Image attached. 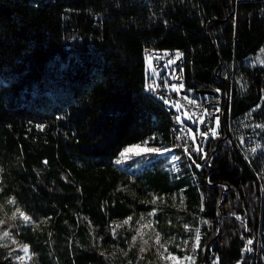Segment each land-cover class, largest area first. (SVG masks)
Segmentation results:
<instances>
[{"label":"trees","instance_id":"obj_1","mask_svg":"<svg viewBox=\"0 0 264 264\" xmlns=\"http://www.w3.org/2000/svg\"><path fill=\"white\" fill-rule=\"evenodd\" d=\"M146 47L179 54L193 98L222 90L200 153L176 146ZM263 50L264 0H0V264L20 243L30 264H165L140 225L154 208L192 264H246L253 239L264 264Z\"/></svg>","mask_w":264,"mask_h":264},{"label":"rangeland","instance_id":"obj_2","mask_svg":"<svg viewBox=\"0 0 264 264\" xmlns=\"http://www.w3.org/2000/svg\"><path fill=\"white\" fill-rule=\"evenodd\" d=\"M264 54V50L261 51V53L258 54V59H260ZM179 54L176 56H173L170 58L164 65L158 67L155 62L153 57L151 56H146V74L149 76V79L152 84H157L162 88H166L169 90H172L174 92H180V90L185 89L186 92L183 94L185 97L188 99H193L194 96H197L194 94V90L190 87H187L184 83L182 82H177L175 81V77L177 74V66H174V62L177 60ZM164 81V83L162 82ZM168 103L174 107L176 112L178 113L177 119L182 122L192 133V136L196 138V131L194 129L195 126V119L193 118V115L188 112L180 102H175L173 100H167ZM217 115V113H216ZM220 122H221V116L217 115L216 116V128H214L215 132L217 129L220 127ZM213 132V130H212ZM175 139V138H174ZM256 148H262L261 146V141L257 139L256 141ZM176 146L179 147L180 149L183 150L184 154L185 152H192L196 154V152L190 150L187 148V146L183 145L179 146L180 142L176 141ZM198 143H196V147ZM148 145L147 142H142V143H136V144H131L127 147L124 148L122 152V158H125L126 156H130L131 154H139V153H144L148 151ZM186 149V150H185ZM188 149V150H187ZM255 149V148H254ZM170 149H163L159 153H163L166 151H169ZM124 159H120L119 163L122 165ZM170 167L172 173H177L179 171V157L176 156L175 154H171L170 159ZM178 175V174H177ZM181 196V198H180ZM174 200L178 201V206L180 208H184V195H175ZM181 199V200H180ZM156 200V197H155ZM155 209V208H154ZM152 209L150 213H148V216H144L143 219L141 220V228L143 231H154L153 233L150 232L149 236L151 239H154L158 243L159 252V258L165 263V264H192L193 261V256L189 253H185L184 255L180 256L176 252H172L170 250V244L174 243V239L171 236H167L163 234L161 230L155 227V221H154V212L155 210ZM23 213V212H18ZM24 216H27L25 213H23ZM24 216H21L24 219ZM28 219L24 221L29 222L30 218L27 216ZM118 223V221H116ZM7 233L8 235H4ZM10 233L8 230H1L0 229V242H4L6 239L9 238ZM157 236L159 237V240H157ZM176 243V242H175ZM178 247L181 249L185 250L187 248L186 242H181L177 243ZM196 244H194L193 248L195 247ZM256 245V242H255ZM25 246H27V249L25 250ZM17 249V254L15 255L14 261L17 264H30L32 262V253L31 249L28 243H20L16 246Z\"/></svg>","mask_w":264,"mask_h":264},{"label":"built area","instance_id":"obj_3","mask_svg":"<svg viewBox=\"0 0 264 264\" xmlns=\"http://www.w3.org/2000/svg\"><path fill=\"white\" fill-rule=\"evenodd\" d=\"M144 54H149L153 57L154 62L157 65H161L166 62L167 59L170 58L171 55L175 54V52H154L152 48L146 47L144 49ZM180 73L178 72L176 75L177 79H180ZM149 88L152 90H155V93H158L159 98L162 99V101L167 100H173L175 102H180L182 106L193 115V118L195 119V131H196V138H194L190 132V130L182 123L180 122V126L184 127V134H182V141L181 145H186L188 149L200 153L199 147H196L195 140L198 142V144H201L203 138L207 134H213L212 130L216 127L215 124V116L217 112L218 106L222 102V90L219 87H213L212 93H204L202 95H199L197 98L188 99L184 95H182L179 92H174L169 89H164L161 87H156L152 85H148ZM210 163V159L208 160ZM248 247L253 255L258 254V245H255L254 239L251 240V244L248 243ZM250 259L249 262L246 264H255V260ZM255 258V257H254Z\"/></svg>","mask_w":264,"mask_h":264},{"label":"bare ground","instance_id":"obj_4","mask_svg":"<svg viewBox=\"0 0 264 264\" xmlns=\"http://www.w3.org/2000/svg\"><path fill=\"white\" fill-rule=\"evenodd\" d=\"M156 64V63H155ZM165 63H163V64H161V65H157L158 67H160V66H162V65H164ZM179 66V65H178ZM177 75V74H176ZM176 78V77H175ZM153 85V84H152ZM159 86V85H158ZM151 92V91H150ZM206 93H208V92H206ZM169 109V108H168ZM170 110V109H169ZM170 114H171V117H172V119H173V130H174V132H175V136H176V138H175V141H178V142H180V144H179V146H182L181 145V141H182V134H184V127L183 126H180V121L177 119V113H171L170 112ZM192 134V133H191ZM186 150V149H185ZM188 150V149H187ZM210 159V158H209ZM208 159V160H209Z\"/></svg>","mask_w":264,"mask_h":264},{"label":"water","instance_id":"obj_5","mask_svg":"<svg viewBox=\"0 0 264 264\" xmlns=\"http://www.w3.org/2000/svg\"><path fill=\"white\" fill-rule=\"evenodd\" d=\"M178 63H179V59H177V60L174 62V65H177ZM180 92H181V93H184L185 90L182 89V90H180ZM197 92H199V93H201V94L206 93V92H208V93H212L213 90H212L211 88H199V89L197 90ZM229 104H230V94L227 93V101H226V105H225V107H224V109H223V111H222V117H223V118L226 116V112H227V110H228V108H229ZM217 114L219 115V113H217ZM208 159H209V158H208Z\"/></svg>","mask_w":264,"mask_h":264},{"label":"snow or ice","instance_id":"obj_6","mask_svg":"<svg viewBox=\"0 0 264 264\" xmlns=\"http://www.w3.org/2000/svg\"><path fill=\"white\" fill-rule=\"evenodd\" d=\"M213 134L215 135V130H214V129H213ZM148 151H152V149H148ZM157 151H158V150H157ZM118 163H119V161H118ZM197 167H199V165H197ZM20 215H21V216H24L23 213H20ZM24 219L27 220L28 217H27V216H24ZM129 219H130V218H129ZM125 223H127V221H125ZM4 235L6 236V235H8V234L5 233ZM157 240H159V237H158V236H157ZM196 240H197V242L199 241V235H197ZM248 243L251 244V241L249 240ZM26 249H27V246H25V250H26Z\"/></svg>","mask_w":264,"mask_h":264}]
</instances>
